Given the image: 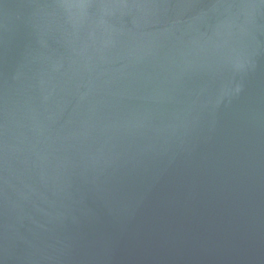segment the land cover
I'll list each match as a JSON object with an SVG mask.
<instances>
[{"label":"water","instance_id":"1","mask_svg":"<svg viewBox=\"0 0 264 264\" xmlns=\"http://www.w3.org/2000/svg\"><path fill=\"white\" fill-rule=\"evenodd\" d=\"M0 264H264V0H0Z\"/></svg>","mask_w":264,"mask_h":264}]
</instances>
